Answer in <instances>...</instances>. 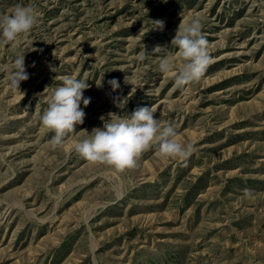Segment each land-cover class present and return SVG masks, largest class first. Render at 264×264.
Instances as JSON below:
<instances>
[{"label": "rangeland", "instance_id": "1", "mask_svg": "<svg viewBox=\"0 0 264 264\" xmlns=\"http://www.w3.org/2000/svg\"><path fill=\"white\" fill-rule=\"evenodd\" d=\"M17 4L39 23L0 44V264H264V0H0V14ZM194 17L212 62L177 88L158 69L177 49L153 50ZM20 54L29 79L13 90ZM64 76L88 80L91 103L53 149L40 116ZM143 106L190 156L153 146L120 171L74 151L101 116Z\"/></svg>", "mask_w": 264, "mask_h": 264}, {"label": "clouds", "instance_id": "2", "mask_svg": "<svg viewBox=\"0 0 264 264\" xmlns=\"http://www.w3.org/2000/svg\"><path fill=\"white\" fill-rule=\"evenodd\" d=\"M38 23L39 13L34 6L17 4L11 13L0 14V44L6 45L21 35H27ZM154 23L161 29L164 26L163 21ZM171 47H175L177 51L159 59V71L165 75H173L177 88L198 82L212 62L201 20L194 17L189 22L181 21L170 47L157 46L153 52H167ZM147 53L145 50L138 59L143 61ZM178 59L182 62L177 63ZM7 78L13 90H19L21 82L29 79L25 68V54L15 58ZM102 82L103 77L96 84L97 87H102ZM124 82L129 83L126 76ZM108 84L113 92L120 88L116 78L108 80ZM89 88L86 79L64 76L62 84L53 90L47 100V108L40 116V121L44 128L54 133L48 141L53 149L62 147L65 138L76 130L77 125L84 123V109L91 103V98L85 97L84 92ZM126 103L127 98H124L116 106L123 108ZM100 120L103 122L102 128H93L90 134L85 131L87 138L73 145L76 153L93 164H103L124 171L135 168L139 157L153 146L158 149L161 157L166 158L186 159L194 150L192 144L178 142V133L172 125H161L152 106L138 107L131 114L123 116L110 112L107 119L101 116ZM245 195L251 197L252 193L245 190Z\"/></svg>", "mask_w": 264, "mask_h": 264}]
</instances>
